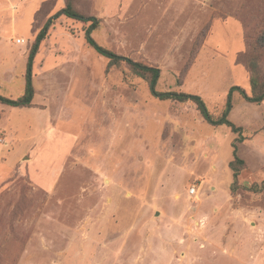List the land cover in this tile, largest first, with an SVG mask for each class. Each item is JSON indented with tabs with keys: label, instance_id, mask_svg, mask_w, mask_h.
Masks as SVG:
<instances>
[{
	"label": "rangeland",
	"instance_id": "374dc122",
	"mask_svg": "<svg viewBox=\"0 0 264 264\" xmlns=\"http://www.w3.org/2000/svg\"><path fill=\"white\" fill-rule=\"evenodd\" d=\"M0 0V95L18 99L40 29L70 1L104 48L161 70L156 89L215 116L264 81V0ZM18 1V0H14ZM60 15L35 56L31 106L0 102V264H264V101L232 92L228 125L161 100ZM24 39V43L17 40ZM197 185V193L189 190Z\"/></svg>",
	"mask_w": 264,
	"mask_h": 264
},
{
	"label": "trees",
	"instance_id": "16d2710c",
	"mask_svg": "<svg viewBox=\"0 0 264 264\" xmlns=\"http://www.w3.org/2000/svg\"><path fill=\"white\" fill-rule=\"evenodd\" d=\"M48 3V0L44 2L43 8L40 10V13H47L50 14L53 8L46 9V5ZM60 15H66L67 17L83 20V21H92L91 25L89 26L86 38L90 45H92L100 54L106 56L109 58V65L119 64L121 62H126L132 69V71L141 77H145L149 79L150 82V88L152 92L159 97L161 100H178L181 102H187V101H193L197 104L199 110L204 115L205 119L212 124L213 126H219V125H228L233 132L238 133L239 137L235 139L233 142L234 147V159L230 161L229 166L233 171V182L231 185L232 193H235L239 188V176L242 172V170L245 168V160L242 159L238 155V145L237 142H242L246 139V137L243 134V127L237 126L234 124L229 118V113L231 111L232 105V92L237 89L240 90L243 97L253 103H262L264 101V81H260L256 74V67L257 63L255 61H250L245 57L244 55H239L237 58V61L239 63H245V65L250 69V85L252 90V95L249 96L245 91L241 90L239 86H235L232 88L228 95V103L227 108L220 116L213 115L208 108L206 107L204 100L198 96V95H191L186 93H178L175 91H168V92H159L156 89L158 80L161 76V70L154 66H149L146 64H143L141 62L135 61L132 58L117 54L109 49H106L102 47L92 36V31L98 26L99 22L96 18L92 16H86L85 14L77 11L73 4L68 1L66 3V6L62 8L59 12H57L55 15L50 16L49 19L46 21V23L43 25V27L40 29L39 33L36 36V40L33 43L30 53H29V59L27 64V73H26V85H25V91L22 96H20L18 99L6 97L3 95H0V102L11 105L13 107H25V106H31L32 101L35 94V89L33 86L32 81V71H33V64L36 54L38 53V50L40 48L41 43L46 39L49 29L52 26L54 20L58 18ZM255 188L257 190H263L264 189V182L260 186L258 184H254Z\"/></svg>",
	"mask_w": 264,
	"mask_h": 264
},
{
	"label": "crops",
	"instance_id": "0c3cea01",
	"mask_svg": "<svg viewBox=\"0 0 264 264\" xmlns=\"http://www.w3.org/2000/svg\"><path fill=\"white\" fill-rule=\"evenodd\" d=\"M20 4H21L22 6H24V4H26V3H24L23 0H18V1L11 0V1H8V5H4V6L2 7V9H3L4 11L11 10L12 13H13V16L16 18L15 15H16L17 13H19ZM1 38H2V36H1V32H0V40H1ZM219 126H221V125H219ZM219 126H217V127H219Z\"/></svg>",
	"mask_w": 264,
	"mask_h": 264
},
{
	"label": "built area",
	"instance_id": "2783aa9c",
	"mask_svg": "<svg viewBox=\"0 0 264 264\" xmlns=\"http://www.w3.org/2000/svg\"><path fill=\"white\" fill-rule=\"evenodd\" d=\"M17 42L18 43H24L25 41H24V39L19 38L17 40ZM197 189H198L197 185H193L192 188H190V190H189L190 195L191 196L195 195L197 193Z\"/></svg>",
	"mask_w": 264,
	"mask_h": 264
}]
</instances>
